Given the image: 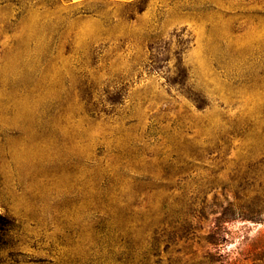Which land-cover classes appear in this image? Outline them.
<instances>
[{
	"label": "rangeland",
	"instance_id": "374dc122",
	"mask_svg": "<svg viewBox=\"0 0 264 264\" xmlns=\"http://www.w3.org/2000/svg\"><path fill=\"white\" fill-rule=\"evenodd\" d=\"M0 264H264V0H0Z\"/></svg>",
	"mask_w": 264,
	"mask_h": 264
},
{
	"label": "crops",
	"instance_id": "0c3cea01",
	"mask_svg": "<svg viewBox=\"0 0 264 264\" xmlns=\"http://www.w3.org/2000/svg\"><path fill=\"white\" fill-rule=\"evenodd\" d=\"M78 1H81V0H78Z\"/></svg>",
	"mask_w": 264,
	"mask_h": 264
}]
</instances>
